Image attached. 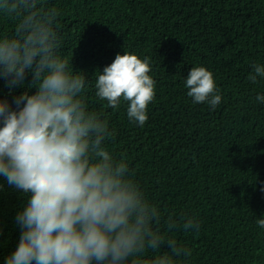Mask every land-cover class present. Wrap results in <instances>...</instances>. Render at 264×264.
<instances>
[{"label":"trees","instance_id":"1","mask_svg":"<svg viewBox=\"0 0 264 264\" xmlns=\"http://www.w3.org/2000/svg\"><path fill=\"white\" fill-rule=\"evenodd\" d=\"M60 15L59 54L85 75V98L102 113L117 158L162 213L198 228L172 235L191 251L190 264H264V85L247 79L264 63V0H47ZM14 23L0 17V35ZM124 51L147 57L155 96L143 127L130 121L127 102L107 107L95 95V73ZM211 71L222 101L193 104L183 81L191 67ZM25 87L0 78V99L15 108ZM35 91V89H32ZM0 264L18 246L17 212L26 197L0 177ZM165 248L167 246L165 245ZM259 253V255L257 254Z\"/></svg>","mask_w":264,"mask_h":264},{"label":"clouds","instance_id":"2","mask_svg":"<svg viewBox=\"0 0 264 264\" xmlns=\"http://www.w3.org/2000/svg\"><path fill=\"white\" fill-rule=\"evenodd\" d=\"M59 15L47 0H0V17L14 23L12 34L0 35V78L9 88L25 87L26 73L34 81L15 108L0 99V177L26 197L15 217L19 243L4 264H190L191 251L172 234L198 221L162 223L127 159L111 150L113 131L90 109L85 75L59 54ZM251 69L248 81L264 85V63ZM149 72L147 57L117 53L95 73L94 95L113 109L127 102L128 119L143 127L155 96ZM183 86L193 104L215 110L222 101L202 65ZM255 99L264 103V94ZM256 225L264 230V217Z\"/></svg>","mask_w":264,"mask_h":264}]
</instances>
